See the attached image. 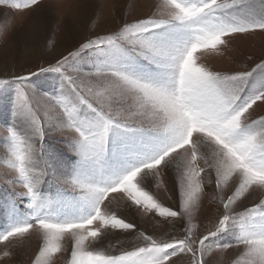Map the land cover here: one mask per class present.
Returning a JSON list of instances; mask_svg holds the SVG:
<instances>
[{
  "label": "snow or ice",
  "instance_id": "snow-or-ice-1",
  "mask_svg": "<svg viewBox=\"0 0 264 264\" xmlns=\"http://www.w3.org/2000/svg\"><path fill=\"white\" fill-rule=\"evenodd\" d=\"M146 7L0 78V264L33 243L31 264H213L230 250L229 264H264V58L234 71L208 63L236 37L264 33V0ZM9 27L0 21V35ZM208 190L217 214L201 230Z\"/></svg>",
  "mask_w": 264,
  "mask_h": 264
},
{
  "label": "rangeland",
  "instance_id": "rangeland-1",
  "mask_svg": "<svg viewBox=\"0 0 264 264\" xmlns=\"http://www.w3.org/2000/svg\"><path fill=\"white\" fill-rule=\"evenodd\" d=\"M148 3L149 0H42L39 8L22 13L0 8V21L10 23L8 30L0 35V78L27 74L54 62L60 54L76 47L90 35L115 29L121 18L131 20L145 15ZM37 24H42L38 31L34 30ZM261 58H264V33L257 32L236 37L223 56L209 58L208 63L216 70L234 71L245 65L252 66ZM255 115H264V105L256 108ZM8 116L9 113L0 108V123ZM62 139L55 135L54 147L68 153L67 146L59 143ZM211 195L208 190L197 216L201 230L214 221L217 214L216 205L210 202ZM164 202L177 206L174 198L165 196ZM129 219H132L131 215ZM135 219L141 227L162 235L160 225L150 217L136 215ZM36 250L35 243L26 246L12 264H31ZM232 258L230 250L223 257L214 255L209 259L213 264H229ZM57 264H62V260ZM184 264H187L186 260Z\"/></svg>",
  "mask_w": 264,
  "mask_h": 264
}]
</instances>
